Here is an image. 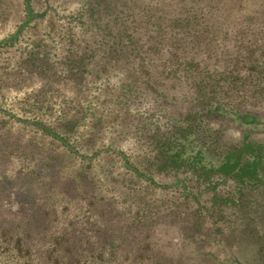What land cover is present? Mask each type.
<instances>
[{"label":"rangeland","instance_id":"rangeland-1","mask_svg":"<svg viewBox=\"0 0 264 264\" xmlns=\"http://www.w3.org/2000/svg\"><path fill=\"white\" fill-rule=\"evenodd\" d=\"M2 1L0 42L26 19L24 0ZM31 1L42 17L13 44L0 46V180L12 183L0 182V204L18 209L42 203L51 188L54 200L63 203L57 207L61 220L54 225L61 229L69 220L87 221L84 203L71 205L65 197H82L84 187L104 211L91 222L102 223L101 229L118 239L116 251L106 247L103 264H264V190L242 189L218 178L217 192L235 200L224 204L217 220L209 211L213 191L189 173H158L150 165L155 151L149 135L159 126L180 123L200 105L195 78L163 82L155 70L150 76L158 84L148 86L139 63L107 57L109 41L88 26L90 0ZM226 3V20L217 13L207 19L211 32L205 34L215 30L219 35L203 37L192 50L209 51L212 56L204 63L219 68L230 63L231 55L244 58L253 50L264 51V0ZM171 4L175 17L178 5ZM251 16L252 22L247 20ZM170 34L178 39L175 31ZM238 71L240 81L251 75L253 82L224 85L219 100L229 109L264 117V68ZM207 99L219 101L211 95ZM75 108H84L86 119L69 134V149L41 125L56 128L63 111ZM209 125L228 143L238 142L245 132L237 119L211 118ZM256 130L254 139L264 142V127ZM118 151L156 184L127 169ZM46 164L53 171L44 172ZM199 208L207 216L198 222L194 214ZM214 227L223 229L221 237ZM0 264L20 262L0 257Z\"/></svg>","mask_w":264,"mask_h":264},{"label":"trees","instance_id":"trees-1","mask_svg":"<svg viewBox=\"0 0 264 264\" xmlns=\"http://www.w3.org/2000/svg\"><path fill=\"white\" fill-rule=\"evenodd\" d=\"M173 1L178 5V14L175 17L171 12ZM227 1L90 0L87 11L88 26L96 29L99 35L109 41L105 46L107 57L139 63L144 69L148 86L158 84V80H153L150 76V72L155 70L160 71L159 76L163 82L188 78L187 75H192L198 82L200 105L189 110L180 123L159 126L149 135L155 151L150 165L158 173H189L200 185L206 186L205 190L213 191V202L209 211L210 216L217 220L222 219L224 204L235 200L233 196L224 197L217 192L221 182L232 180L242 189L264 190V142L253 137L256 129L264 127V117L238 108L229 109L219 100V93L224 85L238 88L241 84L253 82L251 75L246 76L245 81H240L242 71L238 70L250 66L263 69L264 51L258 54L253 50L244 58L239 54L231 55L230 63L221 68L204 63L212 56L209 51H192L198 44H202L203 37L211 36L213 40L219 35L215 30L212 31L213 35L205 34L211 32L207 19L217 13L222 20H226ZM2 2L0 0V4ZM24 5V23L10 38L0 42V46L13 44L23 30L42 17L35 12L31 0H24ZM242 7L240 4L239 9ZM247 20L252 22L254 18L251 16ZM174 31L178 39L170 34ZM240 64L243 66L239 67ZM217 70L221 71L220 80L214 83L213 76ZM206 78L212 80L209 82ZM260 78L258 75L256 81ZM210 95L219 101L209 102L207 97ZM205 101L208 103L204 104ZM211 118L239 120L241 128L245 129L243 137L238 142H226L220 133L210 127ZM85 119L84 108L68 109L63 111L58 127L44 124L41 126L47 135L70 149L68 136ZM118 155L122 156L127 169L156 184L131 165L123 153L118 151ZM45 166L44 172L53 171L51 165ZM86 179L87 177L84 178ZM0 182L12 185L5 179ZM82 191L85 199L81 195L65 197L71 205L84 203V216H88L87 221L69 220L61 229L55 228L54 225L61 220L57 207L61 208L63 203L54 200L51 188L44 191L42 203L33 201L18 209L1 203L0 216L3 220L0 217V257L6 261L15 259L20 264H103L106 247L116 251L118 239L115 234L108 236L101 229L102 223L91 222L93 216H96L98 221L104 211L87 197L90 195L87 189L82 187ZM242 195L245 193L240 192V196ZM194 216L199 222L201 219L205 220L207 215L199 208L195 210ZM214 229L218 237L223 235L221 227Z\"/></svg>","mask_w":264,"mask_h":264}]
</instances>
